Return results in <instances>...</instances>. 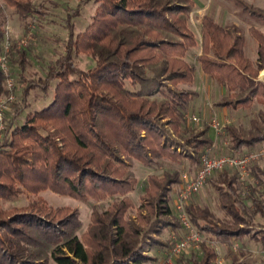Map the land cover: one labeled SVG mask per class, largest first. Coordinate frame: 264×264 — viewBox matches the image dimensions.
Instances as JSON below:
<instances>
[{
  "label": "trees",
  "instance_id": "1",
  "mask_svg": "<svg viewBox=\"0 0 264 264\" xmlns=\"http://www.w3.org/2000/svg\"><path fill=\"white\" fill-rule=\"evenodd\" d=\"M1 1L24 20L44 15L32 0ZM95 3L92 22L82 33L77 34L71 23L79 11L68 16L65 54L50 65L44 79L31 82L23 93L27 103L32 91L46 93L56 82L52 102L28 114L24 124L8 126L0 141V200L51 190L83 202H115L102 213L94 209L84 241L76 233L79 227L74 219L79 215L68 208L48 210L37 198L11 214L1 211L0 264L154 262L148 250L169 248L162 236L179 227L171 194L181 180L178 172H167L162 178L149 176L140 214L127 219L133 206L128 195L139 183L129 161L153 167L161 160L175 164L185 160L198 167L203 152L212 144L208 125L195 130L184 124L199 97L191 90L196 68L186 59L198 45L189 27L195 0ZM243 6L253 16L259 12L257 18L264 22V13ZM201 24L198 62L204 74L228 92L216 105L239 110L250 109L256 102L264 104V82L259 80L264 71V32L250 29L258 44L257 59L252 60L239 31L226 29L208 17ZM81 54L94 58V68L83 71L77 67L75 57ZM26 57V52H21L22 67ZM1 83L0 78V93ZM21 111L17 110L16 116ZM224 133L229 149L236 154L263 144L264 111L248 128L227 125ZM237 176L219 173L209 180L224 219L198 204L188 208L199 232L226 246L227 258L233 257L234 241L246 237L264 246V231L251 234L244 226L242 211L246 206L238 194ZM252 176L264 182V167L257 166ZM220 184L227 188L223 190ZM252 204V213L264 218V204L256 199ZM216 260V252L202 245V257L193 253L190 264H215Z\"/></svg>",
  "mask_w": 264,
  "mask_h": 264
},
{
  "label": "rangeland",
  "instance_id": "2",
  "mask_svg": "<svg viewBox=\"0 0 264 264\" xmlns=\"http://www.w3.org/2000/svg\"><path fill=\"white\" fill-rule=\"evenodd\" d=\"M32 1L34 6L44 15H36L24 20L14 10L7 7L0 0V31H3L2 35L0 33V53L2 52L7 40L16 42L28 35L32 37V40L26 49L19 50L17 53H14L11 56V72L18 82V89L17 93L15 94V103L10 105V112L7 113L6 119L8 126H13V128L24 124L28 114L42 110L53 100V91L56 82L51 83V87L46 93L41 90L32 91L28 97L27 103L23 102V93L26 90L27 85H29L31 82H39L40 79H44L50 65L54 64L56 60L65 54V46L69 39V29L67 27L68 16L73 15L76 10L79 11V16H75L71 20V23L74 24L75 32L79 34L84 32L88 25L91 24L92 18L95 15L98 6L95 3V0ZM195 3V8L190 14L189 18V27L195 34L198 45L196 48L190 50L186 59L196 68V84L191 87V90H194L195 87H198V91L202 92L201 100L197 102V105L192 107L193 113H197V117L200 119V122L195 123L190 121L187 114L185 116L184 124L190 129L198 130L203 123H207V117L208 124L211 125V114L209 113L208 106L209 99L206 98L204 93V89L208 91L209 88L208 86H206V88L204 85L199 84L201 78L207 81L198 62V58L202 55L201 20L205 17H208L210 19L216 20L222 27L226 29H236L239 31L246 39V49L249 58L256 60L257 43L252 37L250 29L257 28L264 32V22L257 18L259 12H257V16H253L252 13H250L251 10H245L243 5L247 4L253 9L264 13V0H195ZM23 51H25L27 54V61L24 67L21 66L20 61L21 52ZM75 63L77 64V67L83 71H88L95 66L94 58L84 54L76 56ZM259 80L264 82V71L260 73ZM203 86L204 88H202ZM180 88L188 89L186 86H181ZM4 90L5 89H3V91L0 93V99H5L8 96ZM214 95L212 93L210 97L212 101L210 100V102L216 104ZM26 104H28L27 108ZM17 110H22L18 116H16ZM260 111H264V104L256 102L250 109H240V111L232 112L229 115V122H224L225 127L227 125H241L248 128L252 120L258 119V114ZM226 143H228V141L226 140L225 133L223 131V134L219 139V144L223 147ZM260 162H262L261 165L264 166V161ZM129 164L131 171L135 174L139 183L136 190L128 195L133 206L126 214L127 219H135L140 214L138 209L143 204L142 196L144 195L145 189L148 186L149 176H157L158 178H162L167 172L179 173V179L181 180V183L173 187L171 194V207L174 209L177 196H175L173 193H176L177 195L179 189L181 188L182 175L186 173L189 178H194L196 175V173H194L192 170V168L195 167L190 166L189 162L185 160L180 164L161 160L158 161L153 167H147L135 160L129 161ZM252 166H254V164ZM228 171L231 172L232 170L216 172L210 179L215 178V176L219 173L228 174ZM234 174L237 175L236 172H234ZM251 177L252 179H246L247 181L245 184H241V182L238 181L237 188L240 200L243 202L244 206H246V210L242 211V216L245 220L244 226L249 232H251V234H257L261 231H264V218L261 215H254L252 213L254 211L252 199L259 200L264 204V182H257L253 178L252 174ZM220 185L223 190L227 188L225 184ZM37 198H40L44 201L48 210L68 208L74 213H78L79 218L75 216L74 220H76L75 222H77L76 224L79 227L76 233L82 241H84L86 233L92 224V215L94 209H97L99 213H102L115 202V199H107L102 202H83L70 196L59 195L51 190H45L40 192L38 195L26 193L18 198L0 200V212L3 211L4 213L11 214L14 209L27 208L31 201ZM217 198L218 194L216 190H214L213 186L208 181L205 188L192 198L189 206L192 204L201 203L203 207L208 208L211 212H213L216 217L224 219L225 216L222 210L218 207ZM176 221L178 222L177 218ZM73 226L74 224L72 227ZM149 226L150 225L144 224V228L146 230L150 229ZM0 230L2 231L1 228ZM181 234L182 232L180 224L173 234L167 232L164 233L162 239L167 242V244H170V247L156 248L160 251L158 254L151 252L153 248H150L147 254L151 258H154L155 255L158 256V259H155L156 262L154 261L151 263L190 264V258L193 253H197L200 257H202V245L206 244H202L199 251L189 249L181 254L179 258H174L171 263H168V254L176 244V241L181 238ZM204 236H206V238H211L207 235ZM219 245L221 249V264H264V246L260 242L251 240L249 237H246L240 242L234 241L231 247V252L233 254L232 258H227L228 252L226 246L221 242H219ZM206 246L208 247V245ZM236 247H238L237 250ZM48 264L55 263L50 260ZM215 264L217 263L215 262Z\"/></svg>",
  "mask_w": 264,
  "mask_h": 264
},
{
  "label": "built area",
  "instance_id": "3",
  "mask_svg": "<svg viewBox=\"0 0 264 264\" xmlns=\"http://www.w3.org/2000/svg\"><path fill=\"white\" fill-rule=\"evenodd\" d=\"M31 40L32 37L30 35L16 42L7 40L0 53L1 85L8 94L5 99H0V141L8 127L6 116L7 113L10 112V105L15 103V94L18 89V82L11 72V56L19 50L26 49ZM208 106L211 112L210 126L214 130L215 139L203 152L201 163L194 178H189L186 173L182 175V185L177 195L174 208L182 234L180 235L181 238L176 241V244L168 254V263H171L174 258H179V256L187 250L192 249L194 251H199L201 245L206 244L208 247L215 250L217 254L216 263L221 264V249L219 242L214 238H206V236L200 233L195 227L188 211L190 202L195 195L199 194L205 188L214 173L232 170L237 173L238 181L241 182V184H245L249 178L252 179L250 174L251 166L264 160V146L244 154H236L229 151L228 143L222 147L219 144V139L223 134L225 123L222 124L219 120L218 112L210 100L208 101ZM188 119L195 123L200 122V119L196 115L188 116ZM237 249L238 247H236V250Z\"/></svg>",
  "mask_w": 264,
  "mask_h": 264
},
{
  "label": "crops",
  "instance_id": "4",
  "mask_svg": "<svg viewBox=\"0 0 264 264\" xmlns=\"http://www.w3.org/2000/svg\"><path fill=\"white\" fill-rule=\"evenodd\" d=\"M213 20V19H212ZM216 23H218L216 20H214ZM219 24V23H218ZM220 25V24H219ZM257 43V42H256ZM257 49H258V44H257ZM246 52H247V49H246ZM248 55V54H247ZM249 57V56H248ZM257 59V58H256ZM252 60H255V59H252ZM203 75H204V77H205V79L207 80V81H205L204 79H202L201 78V81H200V85H204L205 87L206 86H208V88H209V92L206 90V89H204V93H205V95H206V98L207 99H209V100H211V95H212V93H213V95H214V97H215V101H216V103L221 99V98H223L224 96H226L227 94H228V92H227V89L226 88H224V87H221V86H219L212 78H210L209 76H207V75H205L204 73H203ZM195 79H196V77H195ZM194 84H196V81H195V83ZM204 86L202 87V88H204ZM207 88V87H206ZM194 91H196V92H198L199 93V97L198 98H196L195 100H194V102L192 103V106H191V108H190V111L187 113L188 114V116H191V115H196L197 116V113H193V109H192V107L194 106V105H197V102L198 101H200L201 100V98H202V92H199L198 91V87H195L194 88ZM206 92H207V94H206ZM212 101V100H211ZM214 104V106H215V109H216V111L218 112V115H219V120L221 121V123L222 124H224V122L225 121H228L229 122V115L232 113V112H237V111H240V109L239 110H233V109H229V108H220V107H218L215 103H213ZM209 113L211 114V112H210V110H209ZM206 121H207V123L205 122V123H203L202 124V126H200V128L199 129H202L203 128V126H205V125H208L209 126V137L211 138V140L213 141L214 139H215V135H214V130L210 127V125L208 124V117H207V119H206ZM264 146V143L263 144H260V145H258L257 147H253V148H246V149H244L243 151H242V153L241 154H244V153H247V152H249V151H251V150H255V149H259V148H261V147H263ZM228 150V149H227ZM229 151H231L230 149H229ZM228 152V151H227ZM264 161V160H263ZM261 163L262 162H258L257 164H254V166H251V169H250V172H251V174H252V171L258 166V167H264L263 165H261ZM192 170H193V172L194 173H196L197 172V170H198V167H195V168H192ZM228 173L229 174H234V172L233 171H228ZM179 191H180V189H179ZM179 191H178V193H179ZM178 193H177V195H178ZM175 196H177L176 195V193H173ZM198 205H200V206H202L203 207V205L201 204V203H199ZM167 233H171V234H173L172 232H170V231H167ZM169 235V234H168ZM240 242V241H239ZM158 249V248H157ZM156 248L155 249H152L151 250V252H155L156 254H158V253H160V251L159 250H157ZM154 259H158V256L157 255H155L154 256ZM156 262V261H155ZM147 264H153V263H147Z\"/></svg>",
  "mask_w": 264,
  "mask_h": 264
}]
</instances>
